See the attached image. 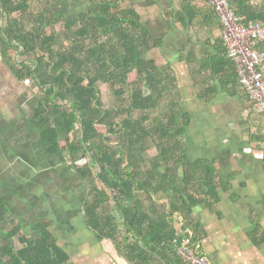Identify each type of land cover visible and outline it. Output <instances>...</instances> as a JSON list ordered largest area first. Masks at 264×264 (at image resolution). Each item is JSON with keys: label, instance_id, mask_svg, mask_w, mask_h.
Listing matches in <instances>:
<instances>
[{"label": "trees", "instance_id": "trees-1", "mask_svg": "<svg viewBox=\"0 0 264 264\" xmlns=\"http://www.w3.org/2000/svg\"><path fill=\"white\" fill-rule=\"evenodd\" d=\"M119 2L88 0L85 11L72 14L55 0H0L1 52L21 80L32 81L46 150L85 185L86 226L111 239L131 264H184L175 218L183 229L195 226L191 208L213 190L214 171L204 160H188L176 73L162 58L149 57L148 31ZM230 3L245 24L264 26V0ZM220 46L218 58L192 54L190 61L204 73L207 64L224 63L241 87L223 41ZM256 50L264 52V42ZM262 133L257 128L254 140L264 142ZM164 166L181 169L180 186ZM6 215L0 201V264H73L46 229L27 235L19 225L10 229Z\"/></svg>", "mask_w": 264, "mask_h": 264}, {"label": "crops", "instance_id": "crops-1", "mask_svg": "<svg viewBox=\"0 0 264 264\" xmlns=\"http://www.w3.org/2000/svg\"><path fill=\"white\" fill-rule=\"evenodd\" d=\"M75 2L77 13L86 10L88 0L55 5L71 13ZM119 7L135 13L148 31L149 57L162 58L176 73L188 121V160H204L214 171L213 190L191 208L194 229H183L176 216L175 244L190 237L209 264H264V142L253 138L264 128V116H257L224 63H209L204 73L190 61L192 54L202 61L219 57L223 29L212 6L207 0H120ZM27 80L12 70L0 47V201L10 229L19 225L29 235L43 227L73 264H131L111 239L98 238L86 226L85 185L46 150L35 119L38 98ZM163 169L182 184L180 168Z\"/></svg>", "mask_w": 264, "mask_h": 264}, {"label": "built area", "instance_id": "built-area-1", "mask_svg": "<svg viewBox=\"0 0 264 264\" xmlns=\"http://www.w3.org/2000/svg\"><path fill=\"white\" fill-rule=\"evenodd\" d=\"M207 1L222 26V41L245 95L255 110L264 114V52L256 50V46L264 42V26L259 22L245 24L244 19L235 14L230 0ZM25 83L29 84L30 80ZM176 252L184 264H209L190 237L176 244Z\"/></svg>", "mask_w": 264, "mask_h": 264}, {"label": "rangeland", "instance_id": "rangeland-1", "mask_svg": "<svg viewBox=\"0 0 264 264\" xmlns=\"http://www.w3.org/2000/svg\"><path fill=\"white\" fill-rule=\"evenodd\" d=\"M74 4H75L74 7H71L70 6V11L69 12H71V13H77L79 11V9H80V5L79 4H77L76 2ZM58 7H59V9L63 10L62 9L63 4L62 5H59ZM66 7H68V6H66ZM74 9H78V10H74ZM100 90H101V94H102V97H103V100H104L105 104L108 105V104L112 103V100H111V98H110V96L108 94V88H107V86H105V85L101 86ZM75 134L78 135V132L76 131Z\"/></svg>", "mask_w": 264, "mask_h": 264}]
</instances>
